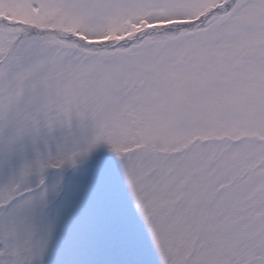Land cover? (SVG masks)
I'll return each instance as SVG.
<instances>
[{"label": "snow or ice", "instance_id": "1", "mask_svg": "<svg viewBox=\"0 0 264 264\" xmlns=\"http://www.w3.org/2000/svg\"><path fill=\"white\" fill-rule=\"evenodd\" d=\"M0 264H264V0H0Z\"/></svg>", "mask_w": 264, "mask_h": 264}]
</instances>
